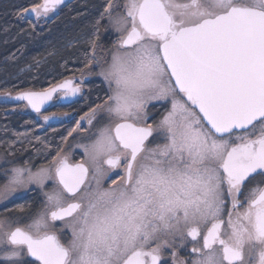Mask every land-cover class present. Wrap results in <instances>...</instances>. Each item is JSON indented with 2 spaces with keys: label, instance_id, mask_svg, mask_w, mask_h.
<instances>
[{
  "label": "snow or ice",
  "instance_id": "obj_1",
  "mask_svg": "<svg viewBox=\"0 0 264 264\" xmlns=\"http://www.w3.org/2000/svg\"><path fill=\"white\" fill-rule=\"evenodd\" d=\"M63 4L17 14L39 21ZM102 28L115 35L108 48ZM74 45L85 46L89 75L99 68L105 96L61 138L87 121L88 142L68 145L80 161L60 148L36 171L28 161L0 168V199L13 204L0 214V259L168 264L167 251L171 264H264V0H101ZM81 90L66 79L0 102L41 114L54 93ZM31 185L44 197L38 209L14 203Z\"/></svg>",
  "mask_w": 264,
  "mask_h": 264
},
{
  "label": "trees",
  "instance_id": "obj_2",
  "mask_svg": "<svg viewBox=\"0 0 264 264\" xmlns=\"http://www.w3.org/2000/svg\"><path fill=\"white\" fill-rule=\"evenodd\" d=\"M37 2L42 0H0V93L47 88L84 70L85 46H69V41L83 26L91 25L101 0H69L39 23L35 16L33 20L26 14L23 18L17 14L21 8ZM102 39L107 42L105 37ZM34 61H40L39 67ZM90 84L84 99L74 105L80 118L101 102L97 97L105 96L102 81ZM24 118L30 117L13 111L12 102H0V153L11 157L15 154L18 157L15 162L21 164L26 157L64 144L62 134H47L39 140L18 135L26 132ZM3 212L4 208L0 214Z\"/></svg>",
  "mask_w": 264,
  "mask_h": 264
},
{
  "label": "flooded vegetation",
  "instance_id": "obj_3",
  "mask_svg": "<svg viewBox=\"0 0 264 264\" xmlns=\"http://www.w3.org/2000/svg\"><path fill=\"white\" fill-rule=\"evenodd\" d=\"M38 3V2H37ZM28 17L32 18L34 20V15L33 14H29ZM37 23L45 20V18H41L39 21H37V19H35ZM107 39V43L109 42L110 44L112 43V40L115 39V37L112 35L111 37H109L108 35L104 36ZM84 72L88 73L87 69H84ZM97 73V68H93L92 69V74L88 76V78H83L81 75L82 73H77L74 74L72 76H69L71 78H73L74 82L77 84L81 85V92L79 93V95L77 94L75 96L74 99L71 100H65L66 98L63 97V94L61 92H57L54 97L53 100L50 104V106L44 110L41 111V114H37L33 111H31L30 108H25L24 104H26L23 101H14L12 102L13 104V111L20 113V114H26V116L30 117V118H24L27 121V127H26V136L27 138L29 137V139L34 140L36 139V137H43L44 135L47 134H54L56 133V135L62 134L63 137L67 136L68 131H70L72 128H74L76 126V122L80 121V114L77 111L76 108H74L75 104L80 103L83 99L84 96L87 93L88 87L89 85H91V82L94 81H98L101 79L98 77ZM98 77V78H97ZM97 84H94V86L96 87ZM84 87V88H83ZM106 87V86H105ZM107 88V87H106ZM45 89V88H43ZM17 93V92H16ZM156 103V102H153ZM98 104V103H95ZM95 104L93 106H95ZM4 105V104H2ZM92 106V107H93ZM163 112V108L161 107V105L159 103H157V110L153 115V119L158 120L160 118V113ZM52 113H56L59 115H56L55 117L58 118H52L49 121H44L43 120V115H51ZM66 113L67 115H62ZM41 125V126H38ZM81 126L83 129H85V131L79 132V134L77 133H73L72 138L74 140H79L81 138L87 137L89 132V126L87 124V121H81ZM71 138V137H68ZM157 142L159 143H163V140H158ZM65 145V144H64ZM63 146H58L57 148L52 149L51 151H46V152H42V153H37L35 156H30V157H26L25 161H28L29 164L35 168V167H39V166H47L49 161L51 160V158L56 154V151L60 148H62ZM63 149L66 152H69L70 154V162H78L81 160L83 152L80 150H75V153H78L77 157L76 155H74L71 150L67 151L66 147H63ZM34 150V149H32ZM13 152V151H12ZM11 153V152H10ZM9 153V154H10ZM22 153V152H21ZM13 156L11 157L5 154L0 153V168H7L10 165H22L25 161H23V163L21 162V164L16 163V159L18 158L17 156H15V154H12ZM7 157V158H6ZM10 162V163H6ZM15 162V163H14ZM116 172H119L120 174H122V170L117 169L115 170ZM109 176H111V179H117L116 175H113L112 173H109ZM110 180L106 177L103 181V185L104 187H108V185L110 184ZM3 177L0 176V184H3ZM51 184V182H48V186ZM32 189H35L34 187H31ZM44 199L43 194L39 191V190H32V191H27L25 193V195L23 196V198L21 199H17L14 201V203L16 204H23L25 202H32L34 203V207L36 209H38L40 207V202ZM6 207H10V209L13 208V204L12 203H4L3 205H0V211L1 209ZM192 245L189 244L187 250L185 249H177V254L180 258L182 259H189V252L191 249ZM165 257L168 260V264H171V257L170 254L166 251L165 252ZM29 259H34L29 257Z\"/></svg>",
  "mask_w": 264,
  "mask_h": 264
},
{
  "label": "rangeland",
  "instance_id": "obj_4",
  "mask_svg": "<svg viewBox=\"0 0 264 264\" xmlns=\"http://www.w3.org/2000/svg\"><path fill=\"white\" fill-rule=\"evenodd\" d=\"M102 33H104V31H102ZM106 35H108L107 33H104L103 34V37L104 36H106ZM113 36L115 37V35L113 34ZM100 43L101 44H103V46L105 47V48H108V47H110L111 46V44L108 42H104L103 41V39H101V41H100ZM100 54H102V53H100ZM99 72V68H97V73ZM82 76V75H81ZM88 76H89V74L86 72H84V74H83V78H88ZM98 77L101 79V81L103 82V79H102V77H100L99 75H98ZM97 77V78H98ZM104 83V82H103ZM105 84V83H104ZM105 86L107 87V85L105 84ZM84 88V87H83ZM87 137H84V138H81V139H79V140H74V139H72V140H68V143L67 144H63L62 146L63 147H66V149H67V151H69L68 149H69V147H68V145H72V144H76V143H87L88 141H87V139H86ZM62 147V148H63ZM75 150H80V151H82V149H78V148H74V149H71V152L74 154L75 152ZM74 155H76L77 157H79L78 156V153H75ZM7 158V157H6ZM13 166H17V165H10V166H8L7 168H11V167H13ZM40 167H46V166H39V167H35V168H33L32 167V170L33 171H36L38 168H40ZM3 182H4V179H3ZM50 182V181H49ZM31 187H34L36 190H39L35 185H31L30 186V188ZM49 187H51V184L49 185ZM40 191V190H39ZM41 192V191H40ZM42 193V192H41ZM9 199H12V197H9ZM7 201L6 200H3V199H0V205H3L4 203H6ZM0 264H5V262H4V260L3 259H0Z\"/></svg>",
  "mask_w": 264,
  "mask_h": 264
},
{
  "label": "water",
  "instance_id": "obj_5",
  "mask_svg": "<svg viewBox=\"0 0 264 264\" xmlns=\"http://www.w3.org/2000/svg\"><path fill=\"white\" fill-rule=\"evenodd\" d=\"M69 0H64V4L65 3H67ZM60 7V6H59ZM29 14H31V13H28V14H26V15H29ZM53 14H50V16H52ZM66 79H73V78H71V77H67V78H64L63 80H61V81H59V82H57L56 84H58V83H61V82H63L64 80H66ZM52 86V85H51ZM50 87V86H49ZM48 88V87H47ZM41 90H43V89H38V90H32V91H41ZM23 91H28V90H23ZM19 92H22V91H19ZM56 93H54V95H55ZM13 95V97L16 95V93H14V94H12ZM54 95H53V97H54ZM78 95H79V93H78ZM64 97V96H63ZM66 99L65 100H71V99H74L75 98V96H68V97H65ZM4 98L3 97H0V101H2ZM53 100V99H52ZM52 100L51 101H49L48 102V104L44 107V108H42L41 109V111L42 110H44V109H46V108H48L49 106H50V104H51V102H52ZM10 102H14L15 100H9ZM8 101V102H9ZM23 102H25L26 103V101H23ZM31 109V108H30ZM31 111H33L32 109H31ZM34 112V111H33ZM53 118H58V117H53Z\"/></svg>",
  "mask_w": 264,
  "mask_h": 264
}]
</instances>
